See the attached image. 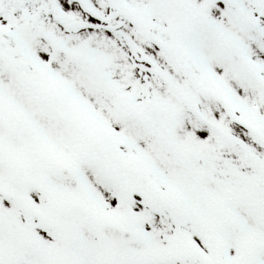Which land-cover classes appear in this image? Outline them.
I'll return each instance as SVG.
<instances>
[{
	"label": "snow or ice",
	"instance_id": "6c2138e0",
	"mask_svg": "<svg viewBox=\"0 0 264 264\" xmlns=\"http://www.w3.org/2000/svg\"><path fill=\"white\" fill-rule=\"evenodd\" d=\"M0 264H264V0H0Z\"/></svg>",
	"mask_w": 264,
	"mask_h": 264
}]
</instances>
